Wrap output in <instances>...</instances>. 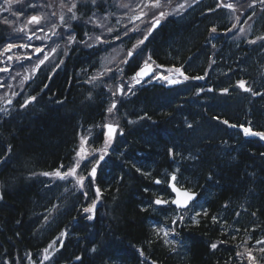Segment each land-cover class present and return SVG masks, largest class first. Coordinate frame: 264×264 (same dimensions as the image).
Here are the masks:
<instances>
[{"label":"trees","instance_id":"obj_1","mask_svg":"<svg viewBox=\"0 0 264 264\" xmlns=\"http://www.w3.org/2000/svg\"><path fill=\"white\" fill-rule=\"evenodd\" d=\"M226 1L236 5L235 12L216 9L218 0H162L163 6L152 10L143 7L150 0H75L78 19L69 21L68 11L63 15L77 41L87 44L69 46L60 69L42 75L34 105H7L0 94V108L8 110L0 112V264H241L237 253L256 247L251 244L264 237V140L245 137L222 121L264 131V44L248 43L264 36V3ZM49 4L36 6L49 7L53 15L57 4ZM124 4L128 7H121ZM179 4L185 8L174 11ZM22 9L29 10L28 4ZM142 11L148 15L132 19ZM159 11L166 15L151 32L152 15L158 18ZM59 17L56 12L58 24ZM93 19L105 27L89 23ZM3 21L0 46L6 45L7 35L19 37L18 26ZM213 25L217 32L210 34ZM101 35L105 43L88 39ZM145 35L147 40L129 59L127 53ZM18 55L15 71L24 65ZM149 56L157 71L180 68L189 79L128 92L131 77ZM125 59L128 62L122 63ZM117 66L123 71L116 72ZM88 67L94 75L107 68L113 71L89 85L83 76ZM197 76L204 79H194ZM239 80L262 95L239 89ZM121 84L125 94L112 96L109 86L116 91ZM224 88L227 94H222ZM113 101L117 109L109 115L106 109ZM106 122L119 124L123 135L100 165L94 181L98 198L93 182L85 181V198L74 182L41 175L61 165L62 171L70 167L80 135L99 132ZM169 149L178 153L175 159ZM90 169L84 162L79 171L87 175ZM176 169L180 185L200 192L193 210H206L208 215L197 217L199 223H178L181 242L166 244L153 225L169 223L165 215L170 207L154 209L148 201L157 198L159 190L169 195L154 178ZM97 199L94 218L89 219L82 210ZM213 216L219 222L214 223ZM213 243L218 245L215 250ZM44 255L50 259L44 260Z\"/></svg>","mask_w":264,"mask_h":264},{"label":"snow or ice","instance_id":"obj_2","mask_svg":"<svg viewBox=\"0 0 264 264\" xmlns=\"http://www.w3.org/2000/svg\"><path fill=\"white\" fill-rule=\"evenodd\" d=\"M4 2H5V4H7L9 6V8H6L4 10L8 11L11 8V5L14 2H19V0H4ZM78 2L82 3V0H78ZM91 3L95 4V0H91ZM168 3H171V0H168ZM261 3H264V0H261ZM162 6H163L162 0H154V2H153V0H150L149 3H144L143 4V7L144 8H148L149 10L160 9ZM29 7H33L34 8L35 5H29ZM121 7L127 8L128 5L124 4V5H121ZM138 7H139V5H138ZM250 7H251V5H250ZM184 8H185V4H179L178 7L176 9H174V11L178 12V11L184 9ZM220 8L228 9V10H231L232 12L236 11V5L233 4L232 2H225V0H218V2L216 4V9H220ZM76 9H77V2H72L70 7H68V12L71 13V16L69 17V21H76L78 19L77 15H76ZM216 9H209V11H215ZM53 15H55V13H53ZM146 15H148V13L142 11L141 15L135 16L132 19L140 20L142 18V16H146ZM165 15H166V13L164 11H159V18H156V14L153 13L152 18H151L152 19L151 28L155 29V27L157 25H159L160 19L164 18ZM43 19H44V17L35 16V15L31 16L30 18H28V21H27L28 24H32V25L36 26L35 29L32 32V35L28 36V40H31L32 37L36 34L37 31L44 32V28L41 26V22H42ZM105 19H107V17H105ZM69 21L65 20L64 15H61L59 17L60 25L63 26L64 28H69L70 29ZM3 22L4 23H8L9 21L7 19H5ZM89 23L98 24V26L101 27V28L105 27L104 24L99 23V21H97L95 19L90 20ZM232 27L235 28L236 25L233 24ZM56 28H57L56 24H52L51 25V28L49 29L51 31V35L58 36L59 39H65L66 38L68 44H75V43H86L87 44V41H77L75 33H74V31H71V29L69 30L68 33H63V32H57L55 30ZM136 30H137L136 28L132 29V31H136ZM18 31L23 32L24 29L21 28ZM107 31L109 33H111L113 31V29L111 27H108ZM228 31H231V29H228ZM239 31L241 33H243L245 30L243 28H240ZM216 32H217V26L213 25L210 28V34H214ZM124 34L125 35L128 34V30L127 29H126ZM36 38L44 40V39H50L51 37L45 35L44 37H39L38 36ZM119 38H120L119 36L115 37V39H119ZM147 38H148V36L145 35L144 36V40H140V41L137 42L136 45H133V50H130L127 53V57L131 58L135 48H137L139 45L143 44L144 41L147 40ZM88 39L89 40H93L94 39L96 43H105L106 42V41H104L102 35L101 36H96L94 38L93 37H89ZM257 42H261L262 44H264V36H257L256 39L248 41V43H251V44H256ZM88 46H92V45L89 44ZM16 47L30 48V47H32V45L31 44H22V45L18 46V45H15V44H8L4 48V52H9L11 49L16 48ZM213 47H215V46L213 45ZM50 50H51L52 53H55L57 49L56 48H51ZM33 51H34V54H36L37 59L39 61V63H37L35 65V68L33 69V71L35 72V71L40 69L41 65L45 64V62L49 60V55H48V53H44L43 58L41 59L40 58V54L42 52H44V49L40 48V47H36V48L33 49ZM7 59L10 61V60L13 59V57L11 55H9L7 57ZM21 59L30 60L31 57H17V60H21ZM150 60H151V57L149 56L148 60H145L143 62V66H141L139 68V70L135 73V75L133 77H131V81H134L135 84H139V83H141V81L144 78L154 75V69L152 68V66L149 63ZM127 62H128L127 59L122 61V63H127ZM60 63L62 64L63 61H60ZM213 63H214V61H213ZM57 67H59V65H57ZM8 71H9L8 68H0V72H8ZM112 71L113 70L111 68H107L104 72H98L96 75L90 77L89 80L86 83H88L89 85H95V83L98 80L103 79L104 76L107 73H110ZM122 71H123V69L120 68L119 66H117L116 72H122ZM169 71H175L176 73H179L180 75L183 76L184 81H187L189 79L188 76L183 74V72L181 71L180 68L170 69ZM109 78H112V77H109ZM156 78L159 79V80H164L170 85L183 82V81H180V80H177V79H172L169 76H157ZM25 79H29V77H25ZM194 79H198L199 80V79H204V77L203 76H197V77H194ZM0 86H3V85L0 84ZM133 86L134 85L132 83H129L128 92L132 91V87ZM236 86L239 89H241V90H243L245 92H249V93H251L254 96L255 95H262V93H260V92L253 91V89L250 86H248V82L246 80L237 81ZM212 90L213 89H211V88L208 89V91H212ZM109 91H111L112 96H116L117 93H119L120 95H124L125 94V85H123V84L119 85L117 87L116 91H112L111 90V86H109ZM200 91L203 92L204 89H200ZM221 92H222V94H227L229 92V89L228 88H224V89L221 90ZM87 98L91 99V93L90 92H89ZM35 99H36L35 96L30 97L28 100L25 101V103L23 105H21V107H26L27 104L31 103L32 101H35ZM7 103L11 104L12 101L8 100ZM116 109H117V102L113 101L110 104V106L107 107L106 113L109 114V115H112V114H114ZM7 111L8 110L6 108H0V112H7ZM144 118L145 117H141V119H144ZM214 119L219 120V117H215ZM129 123H134V122L133 121H129ZM222 123L224 125H227V126L232 127V128H237L238 127L239 129L242 130L243 135L246 136V137H249V136L258 137L259 139L264 140V131H256L250 126V124L247 127L244 124H240V125L229 124L228 120H223ZM187 127L192 128L193 125L192 124H188ZM102 129L104 130V135H105L104 148L103 149H95V150L90 152L89 149H88V141L91 138V136L80 135L79 144H78L77 148L75 149V156L73 158V164L70 167H68L66 170L62 171L61 169H63L64 166L61 165V168H58V169L54 170L53 172H43V173H41V175H43L45 177H52L54 179L61 180V181H67V182H70V183L74 182L75 185L78 186L79 189L82 191V194L85 196V198H87V192L83 191V189L85 187V181L94 182V180L96 178V175H97V166L99 164V161L103 160L104 156L107 155V149L113 143V141L115 139V136L117 135L118 131H119L120 135H123V130L119 129V125L115 124V123H105V124L102 125ZM89 132H91V129H89ZM9 151H10V148H9ZM96 153L99 154V159L96 161V165H93L91 167V169L88 170L87 175L80 174L79 170L81 169L82 163H84V162L91 163V160L89 159V157L90 156H94ZM176 155H178V153L176 152L175 149H169V156L170 157L175 159ZM189 158H191V157H189ZM137 171H139V169H137ZM178 171L179 170L176 169V170L173 171V173L167 174L168 179L166 181V183H168V186L171 188V191L175 194V198H173L171 200H166V199H162V198L157 197L154 200L148 201L149 207H151L152 205H174V206H176L177 209H180L182 211L189 210V205L195 199V195L196 194L190 193L187 190H184V189H182L180 187H177V175H176V173ZM209 179H211V176H209ZM154 183L160 184L161 181L160 180H155ZM94 191H95V194H96V196L98 198L99 195H100L99 187H95ZM144 191L147 192L148 189L146 188V189H144ZM2 198H3L2 195H0V199H2ZM97 202H98V199L97 200H93L88 207H85L82 210L84 213L90 214V215H88L89 219H93L94 218L95 208H96ZM224 207L227 208L228 205L225 204ZM142 210L147 211L146 208L142 209ZM200 215L207 216L208 213H207L206 210H204L202 213L201 212H196L195 215L191 217V219L193 220L194 223H199V220L196 219V217H199ZM236 215L239 216V213H237ZM253 215H255V213H253ZM45 219H47V218H45ZM177 219H179L182 222L183 219H184V216L178 214ZM212 220H213L214 223L219 222L218 218L216 216H213ZM175 223H176V220L174 219L172 221V224L175 225ZM153 231H154V233L156 234L157 237H161V236L164 237L165 238L164 242L166 244L167 243L175 244L174 240L170 241L168 239L170 236L175 235V229L174 228L169 230V228L158 227L156 225H153ZM253 231H255V229H253ZM65 234L66 233L62 232L61 233V237H63ZM57 239L59 240L60 237H57ZM55 243H56V241H53L52 244H49L48 248H45L43 250L44 253H48L49 249H51L53 244H55ZM255 243L257 245H261V247H259V249L257 250L258 254H257V252H254L253 249L248 248V249L245 250L244 253H237V256L238 257L246 256L247 261L249 262V264H264V239H258V240H256ZM210 247H211V249L215 250L218 247V245L216 243H213V244L210 245ZM92 251H95V249L93 248ZM172 251L175 252L176 249L173 247ZM139 253H140L141 256L145 257V260H147V257L145 256L143 249H140ZM43 258H44V260H49L50 256L44 255ZM76 259L80 260L81 257L78 256V257H76ZM151 264H156V262L155 261H151Z\"/></svg>","mask_w":264,"mask_h":264},{"label":"rangeland","instance_id":"obj_3","mask_svg":"<svg viewBox=\"0 0 264 264\" xmlns=\"http://www.w3.org/2000/svg\"><path fill=\"white\" fill-rule=\"evenodd\" d=\"M226 2H228V1H226ZM64 4H65L64 2L60 3V8H61V9L63 8L62 5H64ZM40 34H41V35H39V34L37 33V35H34L32 38H34V39L36 40V39H37L36 37H38V35H39V37H44L45 35L51 37L50 39H44V40L39 39V40H41V42L43 43V44L40 46V48H43V49H44V52H42V53L40 54V58H41V59L43 58L44 53H48V55H49V60L46 61L45 64L41 65L40 69L37 70V71H35V72L33 71V69H34L35 67L27 69V71L24 72V73H21L20 70L17 71V72L15 73V76L13 77V79H11V81H9L10 84H12V86H15L16 88H17V87H20V88L25 87V83H27V84L33 83V82H34V79L36 78V75L40 72L42 66L46 67V68H44L45 71L49 70V71H52V72H53L54 70L56 71L60 66H62V64L60 63V61H64V59H62V57L65 55V53H64V50H63V49L60 47V45H59V38H58V36H53V35H51V31H44L43 34H42V32H40ZM46 43L50 44L51 48H56V49H57L56 52H55V53H52L51 50L49 49V47L47 46ZM18 46H19V45H18ZM38 47H39V46H38ZM18 48H22V47H16V48H13V50L17 51V53H18L20 50H23V49H18ZM17 49H18V50H17ZM24 49H26V48H24ZM32 49H34V48H32ZM11 54H12V53H11ZM6 56H7V55H5V57H6ZM112 60H118V58H113ZM5 62H6V59L4 58V60L2 61L3 68H8V69H10V64H9V63L6 64ZM37 63H39V61H37L36 64H37ZM108 63L111 64L110 62H108ZM57 65H59V67H57ZM88 69H89V68H88ZM91 76H92V75H91ZM157 76H165V74H163V73H159V74L156 75L154 78L148 80L147 83H149V84H153V83H163V84H165V85H167V86H172V85L180 84V83H177V84H171V85H170V84H168V83H167L166 81H164V80H159V79H157V78H156ZM168 76H169L170 78H172V79H177V80H180V81H183V82H184L183 76L180 75L179 73H176L175 71H174V72H171ZM25 77H29V79H25ZM133 85H135V86H141V83H139V84H135V82H134ZM0 87H1V86H0ZM28 87H29V86H28ZM11 93H12V90H9V91L7 92V94H4V95H5V97H6V96H8V94H11ZM13 95H15V94H13ZM12 97L14 98L15 96H12ZM12 97H11V98H12ZM240 130H241V129H240ZM241 131H242V130H241ZM196 212H197V211H190V212H184V211H177V212H176V211H172V212H170V214H169V216H168V221H169V223H168V224H164L163 227H165V228H169V230H171L172 228L175 229V225L172 224V221L175 219V220H176V223H177V222H181L179 219H177L178 214L184 216V219H183L182 222H188V221L192 220L191 217L194 216ZM176 223H175V224H176ZM176 238H177V236H176V231H175V235L170 236L168 239H169L170 241H171V240H174L175 243H176ZM168 244H171V243H168ZM259 247H261V245H257L255 248H253V251H254L255 249L258 250ZM248 264H249V262H248Z\"/></svg>","mask_w":264,"mask_h":264},{"label":"flooded vegetation","instance_id":"obj_4","mask_svg":"<svg viewBox=\"0 0 264 264\" xmlns=\"http://www.w3.org/2000/svg\"><path fill=\"white\" fill-rule=\"evenodd\" d=\"M1 2H3L4 0H0ZM52 1H69V0H52ZM34 2V1H33ZM11 11H2V13H1V15H3V16H5V17H9V16H11L10 13ZM15 15H17V14H22V11H19V13H14Z\"/></svg>","mask_w":264,"mask_h":264},{"label":"water","instance_id":"obj_5","mask_svg":"<svg viewBox=\"0 0 264 264\" xmlns=\"http://www.w3.org/2000/svg\"><path fill=\"white\" fill-rule=\"evenodd\" d=\"M156 27H157V26H156ZM151 66H152V65H151ZM152 68L154 69V67H153V66H152ZM152 76H153V75H152ZM152 76H150V77H152ZM150 77H146V78H144V80H145V79H148V78H150ZM190 193H191V192H190ZM194 194H196V193H194ZM197 196H198V195L196 194V195H195V199H194V200H196ZM194 200H193V201H194Z\"/></svg>","mask_w":264,"mask_h":264}]
</instances>
